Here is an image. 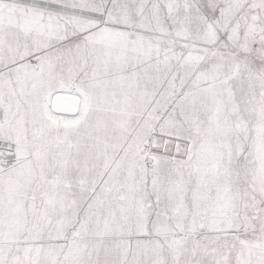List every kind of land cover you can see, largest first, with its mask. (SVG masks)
I'll return each mask as SVG.
<instances>
[{
	"label": "snow or ice",
	"instance_id": "1",
	"mask_svg": "<svg viewBox=\"0 0 264 264\" xmlns=\"http://www.w3.org/2000/svg\"><path fill=\"white\" fill-rule=\"evenodd\" d=\"M0 264H264V0H0Z\"/></svg>",
	"mask_w": 264,
	"mask_h": 264
}]
</instances>
